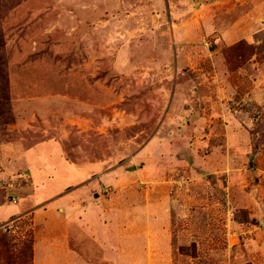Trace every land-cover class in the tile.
Here are the masks:
<instances>
[{"label":"rangeland","instance_id":"obj_1","mask_svg":"<svg viewBox=\"0 0 264 264\" xmlns=\"http://www.w3.org/2000/svg\"><path fill=\"white\" fill-rule=\"evenodd\" d=\"M0 36L12 264H264V0H0Z\"/></svg>","mask_w":264,"mask_h":264},{"label":"trees","instance_id":"obj_2","mask_svg":"<svg viewBox=\"0 0 264 264\" xmlns=\"http://www.w3.org/2000/svg\"><path fill=\"white\" fill-rule=\"evenodd\" d=\"M0 47H1V36H0ZM4 63L0 62V77H4V69H3ZM31 242V241H30ZM14 244L11 242V240L7 237L6 234H0V256H2V260L4 264H12L14 263L13 257H12V249ZM30 257L32 259L33 253H32V243L30 246ZM32 263V262H31ZM27 264V263H26ZM250 264V263H246Z\"/></svg>","mask_w":264,"mask_h":264},{"label":"built area","instance_id":"obj_3","mask_svg":"<svg viewBox=\"0 0 264 264\" xmlns=\"http://www.w3.org/2000/svg\"><path fill=\"white\" fill-rule=\"evenodd\" d=\"M7 188L10 192H14V185H12V183H7ZM17 188L19 187V185L16 186ZM8 192V191H7ZM7 200L10 202V204H16L17 203V198L15 197V195H11V193H9V196L7 197Z\"/></svg>","mask_w":264,"mask_h":264},{"label":"crops","instance_id":"obj_4","mask_svg":"<svg viewBox=\"0 0 264 264\" xmlns=\"http://www.w3.org/2000/svg\"><path fill=\"white\" fill-rule=\"evenodd\" d=\"M33 264H36V242L33 241Z\"/></svg>","mask_w":264,"mask_h":264}]
</instances>
